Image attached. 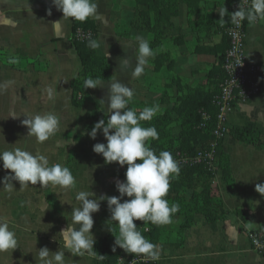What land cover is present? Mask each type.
Instances as JSON below:
<instances>
[{"label": "crops", "instance_id": "obj_1", "mask_svg": "<svg viewBox=\"0 0 264 264\" xmlns=\"http://www.w3.org/2000/svg\"><path fill=\"white\" fill-rule=\"evenodd\" d=\"M94 2L99 16L91 17L99 23L97 51L108 59L112 79L92 88L85 104L76 106L71 82L82 62L71 41L72 18H63L53 0H0V84L12 82L0 90V152L21 149L44 155L49 166L59 163L68 167L76 180V186L70 189L37 184L21 190L19 181H12L14 187L6 189L0 182V217L7 221L18 241L15 250L0 252V264H38L39 248L45 246L50 255L63 251L65 264H101V260L87 254L73 256L63 248L60 231L71 223L73 207L79 206L77 192H94L97 198L119 196L116 182L126 179L127 165L106 164L102 154L93 151L94 144L107 143L102 130L96 139L89 134L93 117L107 118L109 83L119 80L134 90L130 108L139 112L158 105L160 113L176 102L174 79L195 87L206 81L217 63V55L210 50L223 41L215 17L220 8H227L226 0H199L200 11L194 15L181 0L171 37L153 48L155 55L148 58L139 77L132 76L137 65V37L150 43L155 34L132 26L137 0ZM200 18H206L210 32L193 28L192 23ZM246 31L247 59L264 63V20L248 24ZM165 52L170 54L173 65L157 69V57ZM49 112L59 117L58 130L47 141L37 143L22 121L27 119L25 114ZM249 122H255L264 132V86L257 97L229 112L226 126L242 127ZM223 149L230 154L235 178V186L230 188L221 172L217 175L226 217L209 223L197 214L187 229L182 228L183 217H175L171 224L164 225L155 244L160 251L156 264H264V255L253 248L249 238L251 230L264 226V195L256 191V184H264V146H253L228 134ZM10 171L0 161V181ZM128 199L131 198L125 196L121 202ZM100 205V210L93 213L95 241L111 232L110 226L115 232L117 228V223L110 220L107 201H100Z\"/></svg>", "mask_w": 264, "mask_h": 264}, {"label": "clouds", "instance_id": "obj_2", "mask_svg": "<svg viewBox=\"0 0 264 264\" xmlns=\"http://www.w3.org/2000/svg\"><path fill=\"white\" fill-rule=\"evenodd\" d=\"M58 10L62 11L63 18H73L85 22L89 17L99 18L97 5L94 0H53ZM220 17L228 14L226 7L220 8ZM50 14V10H49ZM231 23L236 27L247 20L250 25L257 20H264V0H251L248 8L240 7L231 13ZM59 27V21L55 22ZM137 65L132 71L133 77H139L148 63L149 57L155 52L148 40L137 37ZM88 46L92 49L100 47L99 42L90 40ZM12 82L9 81L8 84ZM8 84H0V90L6 89ZM102 86L100 80L91 77L85 79L84 88ZM51 96V91L49 92ZM134 97V90L119 80L109 83L107 103V119H101L92 127L90 136L96 139L102 130L107 143H96L93 151L102 154L106 164L118 162L123 167L127 165L126 179L117 181L116 188L119 196L103 195L97 198L94 192L79 191L75 199L78 207L71 211V223L60 231L63 248L73 256H84L103 260V254L94 251L95 238L92 232L94 226L93 213L100 210V201L106 200L111 213L110 220L118 224V234L115 235L113 251L116 247L135 255H143L152 261L160 259L157 245L148 240L137 230L135 221L151 223L157 226L172 223V217L179 211L178 204H171L165 197L170 188V179L179 175L180 168L169 151H160L157 155L149 146L151 140H158L159 134L154 126L142 127L140 121H151L159 111V106H147L141 111L129 107ZM110 113V115H109ZM27 119L22 124L28 126L29 136H33L37 143L47 141L56 133L59 127V117L54 113L25 114ZM18 118L19 116L13 115ZM137 160L141 161L137 163ZM0 161L5 170H11L2 181L6 189L13 188L12 181L20 182V189H27L30 185L39 184L47 187L49 184L64 189L74 188L76 180L70 169L59 163L49 166L46 156L15 149L0 152ZM256 191L264 195V184H256ZM127 196L131 199L123 200ZM18 241L15 232L9 229L7 221L0 217V252L15 250ZM38 264H65L64 252L56 251L50 255L48 247L39 248Z\"/></svg>", "mask_w": 264, "mask_h": 264}, {"label": "trees", "instance_id": "obj_3", "mask_svg": "<svg viewBox=\"0 0 264 264\" xmlns=\"http://www.w3.org/2000/svg\"><path fill=\"white\" fill-rule=\"evenodd\" d=\"M180 1L137 0L132 26L155 34V39L149 43L152 49L162 45L165 39L171 37L175 27L173 18L179 14ZM184 1L190 6L191 15L200 11L199 0ZM236 1L238 0H226L230 15L221 18L218 14L215 17L223 41L210 50L217 55L218 60L208 72L206 81L192 87L183 84L178 78L174 79L172 85L177 86L174 105L157 113L151 121H140L145 128L154 126L158 131L159 139L151 140L149 143L155 153L158 155L160 151H169L179 165V175L170 179V188L165 199L168 200L169 205L173 203L179 205V211L174 214L172 220L182 216L183 229L194 224L197 214H202L209 223H216L226 217L227 210L222 193L216 184L219 172L228 187L235 186L230 154L223 149L224 141H219L216 131L219 130L221 112L217 97L221 94L227 79L224 64L231 46L228 29L232 25L231 13L238 10L233 6ZM141 5L145 8H141ZM192 25L197 31L210 32V24L206 22V18H200ZM98 37L99 23L96 19L89 17L85 22H79L72 18L71 41L82 62V68L71 82L72 101L76 106L85 104V97L92 89L84 88L85 79L91 77L100 82L112 79L108 59L99 54L97 49L88 46L90 40L97 41ZM199 49L201 52L207 51V49ZM166 64L169 67L173 65L168 52L157 57L156 68L159 69ZM101 119L107 118L93 117L90 126L93 127ZM224 131L226 135H232L250 145L264 146V132L255 122H249L242 127H226ZM213 151L219 153L216 160L207 157ZM199 155H202L201 160L197 158ZM140 162L137 160V163ZM135 222L137 230L148 240L154 244L159 242L164 225L157 226L150 222L145 224L139 220ZM118 230L117 224L116 234ZM114 242L115 235L112 232L101 235L95 241V251L105 257L101 264H117L120 260L123 264H128L135 258L144 257L127 253L118 246L113 251ZM137 264H156V261L147 258V261H140Z\"/></svg>", "mask_w": 264, "mask_h": 264}, {"label": "built area", "instance_id": "obj_4", "mask_svg": "<svg viewBox=\"0 0 264 264\" xmlns=\"http://www.w3.org/2000/svg\"><path fill=\"white\" fill-rule=\"evenodd\" d=\"M250 5L251 0H238L233 4L236 9L239 6L248 8ZM248 24V21L244 20L239 27L232 24L228 29L231 46L227 52L224 64L227 79L221 94L217 97V104L221 108L219 130L216 131L219 141H224L225 139L226 133L224 129L227 127L226 121L229 112L243 102L257 97L262 92L264 86V63L251 62L245 55ZM218 154V152L213 151L207 157L216 160ZM197 158L201 160L202 155H199ZM249 238L253 248L264 255V226L251 230ZM140 261H147V258H135L128 264H137ZM117 264H123V261L120 260Z\"/></svg>", "mask_w": 264, "mask_h": 264}]
</instances>
